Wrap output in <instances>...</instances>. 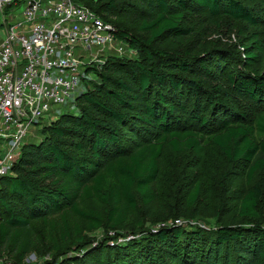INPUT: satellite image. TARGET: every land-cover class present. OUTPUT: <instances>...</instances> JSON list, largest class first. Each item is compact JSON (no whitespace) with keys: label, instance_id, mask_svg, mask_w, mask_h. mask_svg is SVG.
<instances>
[{"label":"trees","instance_id":"trees-1","mask_svg":"<svg viewBox=\"0 0 264 264\" xmlns=\"http://www.w3.org/2000/svg\"><path fill=\"white\" fill-rule=\"evenodd\" d=\"M74 1L104 22L138 19L136 30L114 27L137 55L88 71L96 82L76 98V111L60 113L22 147L0 179V252L9 264L32 254H51L45 264H264L259 182L240 198L244 224L152 232L137 217L156 200L153 186L168 151L199 158L209 141L228 168L249 165V181L264 172V138L255 139L264 137V115L254 123L250 117L264 114V15L244 0ZM189 13L258 29L240 51L162 47L192 36ZM192 181L189 208L202 189ZM96 230L115 234L96 241L83 235Z\"/></svg>","mask_w":264,"mask_h":264},{"label":"built area","instance_id":"built-area-1","mask_svg":"<svg viewBox=\"0 0 264 264\" xmlns=\"http://www.w3.org/2000/svg\"><path fill=\"white\" fill-rule=\"evenodd\" d=\"M136 55L113 26L74 0H0V179L27 137L93 76L88 71Z\"/></svg>","mask_w":264,"mask_h":264},{"label":"rangeland","instance_id":"rangeland-1","mask_svg":"<svg viewBox=\"0 0 264 264\" xmlns=\"http://www.w3.org/2000/svg\"><path fill=\"white\" fill-rule=\"evenodd\" d=\"M244 1L255 7L259 14L264 15V0ZM185 21L194 28L192 36L178 42L167 40L162 44V47L167 50L176 49L181 51L189 48L193 52H200L212 47L240 51V45L244 37L258 29L248 28L242 22H234L225 18L216 23L208 20L205 15L198 13L187 14ZM106 23L113 27L116 23H122L135 30L139 26L138 19H129L124 16L111 18ZM93 82H96L95 76L83 81L71 101L66 106L54 111L52 117L55 116L56 118L57 115L63 112L76 111V98L87 91L89 84ZM236 103L238 104V102ZM262 115L264 114L250 117L254 123L256 117ZM55 118L51 121H54ZM51 121L45 125H48ZM43 126L44 124L39 126L32 136L29 135L26 143L40 139L39 131ZM263 138V136L255 133L256 140H262ZM248 169L249 165L246 164L228 168L222 154L209 141H205L202 155L199 158L182 149L178 153L168 151L161 164L158 180L153 186L156 200L148 210H140L137 217H141L143 221L147 220L144 228L149 230L156 229L161 224H171L190 229L202 227L206 230L221 225L244 224L246 221L238 216L240 198L254 182H259L263 198L259 203L258 215L260 225L264 228V172L255 173L249 181L247 177ZM222 173H224V176ZM192 177L199 180L202 189L196 205L189 208L186 205L190 187L193 183ZM219 177H221V180H219ZM173 183H176L174 191L172 190ZM176 213L179 216L173 218L172 214ZM135 221L136 217L134 216L133 222L130 224L134 225ZM177 221L180 224H176ZM114 234V231L105 232L103 230L83 232L86 238L93 241ZM51 259V254H45L41 257L32 254L24 264H45ZM10 261V257L0 252V264H9Z\"/></svg>","mask_w":264,"mask_h":264}]
</instances>
